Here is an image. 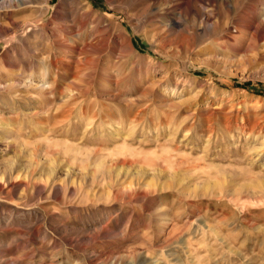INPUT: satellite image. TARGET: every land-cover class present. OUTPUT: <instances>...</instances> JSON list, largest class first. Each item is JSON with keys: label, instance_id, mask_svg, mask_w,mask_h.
Masks as SVG:
<instances>
[{"label": "rangeland", "instance_id": "obj_1", "mask_svg": "<svg viewBox=\"0 0 264 264\" xmlns=\"http://www.w3.org/2000/svg\"><path fill=\"white\" fill-rule=\"evenodd\" d=\"M0 26V264H264V0Z\"/></svg>", "mask_w": 264, "mask_h": 264}, {"label": "bare ground", "instance_id": "obj_2", "mask_svg": "<svg viewBox=\"0 0 264 264\" xmlns=\"http://www.w3.org/2000/svg\"><path fill=\"white\" fill-rule=\"evenodd\" d=\"M27 1L28 0H0V7H2V8H9V7H11V8H23L26 5ZM14 10H16V9H14ZM2 32H3V28H2V26H0V33H2ZM100 47L101 46H98V45H95V46L90 45V46H86V48L84 47V49L87 51H96V50L98 51L100 49ZM2 88H3V85H2Z\"/></svg>", "mask_w": 264, "mask_h": 264}]
</instances>
